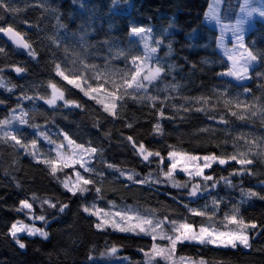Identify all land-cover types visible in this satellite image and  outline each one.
Masks as SVG:
<instances>
[{
    "label": "trees",
    "instance_id": "16d2710c",
    "mask_svg": "<svg viewBox=\"0 0 264 264\" xmlns=\"http://www.w3.org/2000/svg\"><path fill=\"white\" fill-rule=\"evenodd\" d=\"M211 1L76 0L74 3L73 0H48L49 7L45 8L38 4V0H6L18 11L0 9V26L11 25L25 34L38 56L33 60L26 53L12 49L0 34V47L5 49V54H0V68L3 69L0 76L5 81V87H0V101L4 102L0 104V120L18 115L19 105L28 112L26 119L29 123L17 125L14 129L23 133L26 140L30 141L44 132L61 142V133L66 132L77 143L86 146L91 143V146L102 149L95 156L92 167L95 172L86 176L96 180L95 186L102 189L103 199L96 198L94 190L83 197H73L49 174L45 165L37 164L23 150L13 148L10 143L0 142V264H143L144 256L139 249L150 248L151 238L111 229L98 231L93 226L96 218L84 213L81 208L82 204L93 202L105 210L111 208L116 211L127 207L142 215L187 220L199 226L205 218L192 216L184 205L198 209L207 205V211L211 213V201L215 197L223 201L213 217L218 228L223 230L225 213L231 214L233 205H239L240 215L246 221L255 222L258 228L264 229V200L253 198L247 203H240L244 199L242 189L264 195L261 183L264 175L256 174L254 168L256 164L264 165V156L250 155L249 158L254 160L249 166L253 174L231 176L235 187L221 181L215 189L209 187L208 191L202 190L196 197H190L188 191L191 185L200 179L191 181L188 188L172 187L160 175V168L166 171L167 164L158 167L159 158L156 157L150 158L151 163L143 162L140 156L133 154V148L125 139L132 136L137 144L143 142L148 149L160 151L162 156L170 150V145L199 155H230L235 151L248 152L250 148L254 153L264 152V117L259 112L250 116L243 106L238 109L235 103L231 106L223 103L225 99L235 101L238 97L250 108L253 105L257 109L264 107V76L257 75L264 73V56L252 70L248 83L240 85L217 75L230 66L218 50L220 34L205 23ZM244 1L225 0L221 10L222 22L236 23ZM136 2H139L141 17L133 13ZM58 19L65 25L64 28H57ZM29 24L32 25L31 32H23ZM133 26L150 28L153 39L163 41L157 56L161 58L165 72L149 89L150 94L160 99L155 107L129 101L121 116L113 118L104 113L100 105L57 77L54 64L61 63L63 67L67 60V67L70 68L72 59L78 53H86L89 64L103 69L107 60L113 68L123 69L126 62L122 57L112 59L117 51L132 55L143 51L138 38L130 34ZM247 44L255 53L264 54V22L256 24ZM13 65L24 67L26 71L18 75L11 67ZM169 65L174 67L169 69ZM50 81L65 90L67 99L77 101L83 107H65L63 102L51 107L41 99L22 98L24 95L49 96ZM171 84H178L179 88L172 90L166 87ZM12 85H15L12 91H7L6 88ZM244 88L251 91L245 93ZM197 98H201V102H197ZM203 100H208V103H203ZM161 103L165 105L166 116L173 119H160L164 134L156 135L153 126L157 122V109ZM185 108L190 110L185 111ZM197 108L204 110L196 111ZM233 111L244 115L245 119L232 116ZM221 117L228 123H220ZM128 123L133 126L127 127ZM108 164L126 173H138L136 179H144L151 173V179L145 184H134L120 176L118 171L109 169ZM233 170L213 168L209 174L219 180L220 177H229ZM98 173H103V176ZM65 175L74 178V169L66 168L58 173L60 179ZM175 178L180 182L189 180L182 173ZM156 179L162 182L153 183ZM33 194L38 197L33 205L35 214L45 215L46 224L29 220L24 212L15 211L21 199L31 201ZM43 199L59 203L55 209L47 205L41 207ZM109 201H113L116 207L112 208ZM62 203L68 204L64 213L59 212ZM17 220L45 228L49 238L22 236L20 239L26 248L20 249L7 234L11 223ZM249 235L254 237L249 250L240 246L223 249L184 243L177 246L176 255L193 260L202 258L206 264H264V230H260L258 235L256 230H250ZM112 246L118 247L115 256L107 254ZM156 264H164V261L158 259Z\"/></svg>",
    "mask_w": 264,
    "mask_h": 264
},
{
    "label": "snow or ice",
    "instance_id": "6c2138e0",
    "mask_svg": "<svg viewBox=\"0 0 264 264\" xmlns=\"http://www.w3.org/2000/svg\"><path fill=\"white\" fill-rule=\"evenodd\" d=\"M75 3L76 0H73ZM38 4L48 8V0H38ZM247 0L245 5H241V11H246L248 16H251L252 12L257 9H247ZM220 6V0H213V3L209 5V13L207 16L209 19L216 20L219 24L221 17L218 15V9ZM0 9L4 11L16 12L18 9L12 8L6 3V0H0ZM259 15L264 17V11H260ZM27 23V22H25ZM243 20H238L235 25L221 24V36L218 46L224 48V55L230 62V67L227 70L217 73L220 76L232 77L237 81H244L250 79V69L259 62L264 54L255 53L250 47L245 44V38L243 35ZM32 25L29 24V27ZM65 25L57 22V28H64ZM230 31L234 38V42L231 48L224 45V33ZM0 34L7 37L8 40L15 46L16 49L23 50L28 57L35 60L38 53L32 47V43L22 32L16 30L13 26H0ZM130 34L138 36L143 42V51L140 54L132 55L126 54L123 51H117L116 55L112 59L123 58L126 62L125 68L118 69L113 68L108 61H105L103 69L95 64H89L86 60V53L77 54L75 59L71 61V67H67V60L65 66L62 67L61 63L54 64V71L57 77H60L63 81H66L67 85H71L73 88L78 89L85 97L100 105L104 113H107L113 118H119L122 112L127 108L129 101L133 103H145L151 107L156 106V102L160 99L157 95L149 93L151 86H154V82L162 78V74L165 72L164 66L161 62V58L157 56L158 48L163 43L162 40H154L152 37V29L133 26L130 29ZM55 42V41H54ZM155 45V46H153ZM169 52H171V45ZM67 51V49H65ZM0 54H5V49L0 47ZM207 63V61H205ZM13 70L19 75L26 71L24 67L13 65ZM174 65H169V69ZM0 72L3 69L0 68ZM67 73V74H66ZM258 76H264V73H257ZM0 87H5V81L0 76ZM15 85L6 88L7 91H12ZM166 87H170L172 90L179 88L178 84H171ZM48 88L51 89L50 95L47 97H29L24 95L22 98L27 100L41 99L47 105L55 107L58 101H63L64 106L82 108L83 105L74 100H69L65 96V90L57 85V83L50 81ZM245 93L250 92L249 88H244ZM167 99V97H165ZM197 102H201V98H197ZM203 103L207 104L208 100H203ZM4 103L0 101V104ZM225 106H231L235 103L239 109L242 106L249 112L250 116H256L259 112L264 117V107L255 108V105L249 107L244 101L239 100L237 97L234 100L225 99L223 101ZM18 115H11L8 118L0 120V142L5 144L10 143L13 148L23 150V152L30 156L37 164H43L49 169V174L57 179V182L73 197L79 195L83 197L85 194L94 190L96 198L103 199L101 195L102 189L96 187V180L91 176L82 174L79 170H74L73 176L65 175L63 179H60L58 173L63 172L66 168L75 169L79 166V169L83 170V173H93L95 169L90 167L91 160L94 156L100 154L102 149L85 144L77 143L72 139L68 133L62 132L63 141L57 142L53 140L47 133L41 132L39 135L43 137L48 144L53 145L51 149L55 153V156H49L47 153H42L38 140L32 139L30 141L24 138L23 133L13 129V124L27 125L29 123L26 117V112L21 106ZM165 105L161 103L160 108L157 109V122L153 126V133L156 135H163L164 130L160 119H173V117L166 116L164 111ZM185 111L190 109L185 108ZM196 111H203V108H197ZM15 112V110H13ZM232 116L238 117L240 120H244L245 116L233 111ZM214 119V117H209ZM220 123L227 124L228 121L224 118H220ZM132 123H128L127 127H132ZM202 131H208V129H202ZM130 146L133 148V154L142 158L143 162L151 163L150 158L156 157L159 165L164 164L165 159L169 161L167 170L160 168V175L164 177V181L170 183L175 188H188L189 183L200 178V181L193 183L188 195L190 197H196L198 193L208 191L209 187L215 189L217 184L223 181L229 187H235L233 185L231 176H243L252 175V170L249 167L253 165V158L251 156L261 155L264 156V152L254 153L250 148L248 152L235 151L230 155H218L216 153H209L204 155L192 154L187 151H182L175 146H169L167 157L161 155L160 151H154L148 149L143 142L137 144L132 136L125 138ZM230 162H235L240 167L234 169L229 177H220L217 180L212 174H209V170L214 165L224 166ZM109 169H113L119 172V175L126 177L128 181L134 184H145L151 179V173L144 179H136L138 173L134 171L125 172L115 165L108 164ZM183 172L188 176L189 180L186 182H180L177 180L176 174ZM97 175L103 176V173ZM153 183H161L159 179L152 181ZM209 182H211L209 184ZM264 184V181L261 182ZM17 187H20L17 183ZM241 194L244 199L241 203H246L253 198L264 200V195L251 189L241 190ZM38 197L33 194L31 201L29 199H21L19 201V207L15 209L17 212H24L29 220L42 221L45 224L48 222L45 215H36L34 210V202ZM213 211L209 213L207 211V205L203 209L190 208L187 204L185 208L191 213L192 216H198L205 218L199 226L188 222L187 220L169 219L164 217L163 219L156 218L154 214H140L131 208H124L121 210L112 211L111 208L105 210L99 207L96 203L82 204V211L90 216L96 218L94 227L98 231H106L111 229L114 232L131 233L136 236H149L152 240L150 248L145 250L140 248L139 251L143 253V264H156L157 260L164 261V264H206L202 258L199 260H193L191 257L177 256V246L184 243H196L199 245H212L215 247L232 248L236 249L242 246L244 249L252 247L251 240L254 237L249 235L250 230H256V234H259L260 229L257 223L246 221L243 216L240 215V206L233 205L231 214L225 213L223 217V230L216 226V221L213 217L216 212L219 211L222 200L212 198ZM57 202H52L50 199L41 200V207L47 205L49 208L55 209ZM112 208L116 205L113 201H109ZM68 208L67 203H62L59 206V212L64 213ZM206 221V222H205ZM25 233L27 236L34 237L39 236L45 240L49 237V232L44 228L37 227L35 223L28 224L22 220H17L11 223L8 229V235L15 241L20 249H25L26 244L22 242L19 234ZM166 242V243H160ZM118 252L117 246H112L108 249V253L111 256H115ZM92 259V257H89ZM124 259H127L125 257Z\"/></svg>",
    "mask_w": 264,
    "mask_h": 264
},
{
    "label": "rangeland",
    "instance_id": "374dc122",
    "mask_svg": "<svg viewBox=\"0 0 264 264\" xmlns=\"http://www.w3.org/2000/svg\"><path fill=\"white\" fill-rule=\"evenodd\" d=\"M213 3V0L211 1ZM225 3V0H220V6H219V9H218V15L221 17V10H222V7ZM243 5H245V1L243 3ZM139 2H136L134 3V15L135 16H140V12H139ZM246 8L247 9H257V11H254L252 12L251 16H248L246 14V11H241L240 9V13H239V17L237 19L238 20H243L244 21V24H243V35H244V38H245V44L249 47V45L247 44V39L249 37V35L251 34V31L254 30L256 24L258 22H264V17H261L259 15V12L260 11H264V0H247V5H246ZM210 9L207 11V13H209ZM141 17V16H140ZM236 21V22H237ZM205 23L208 24V26L212 29H214L215 31H217L218 34H220L221 36V24H224V25H235L236 23L234 24H225L222 22V20L220 21V23L218 24L216 22V20H212V19H209L208 16L206 17V20H205ZM24 31H30L31 32V28L28 26L24 27L23 29V32ZM220 36H219V39H220ZM135 38H138L139 40V43L140 45L142 46L143 48V42L140 40V38L138 36H134ZM234 42V38L232 36V33L230 31L228 32H225L224 33V45L225 47H228V48H231L232 47V44ZM219 43V41H218ZM218 50H219V53L221 55L224 56V58L227 60L229 66H230V62L228 61L227 57L224 55V48L223 47H218ZM258 66V63H256L251 69H250V74L252 72V70L254 68H256ZM222 78H225L227 80H233L234 82H236L237 84H245V83H248L251 81V78L250 79H246L244 81H237L235 79H233L232 77H228V76H221ZM251 77V76H250ZM155 83V82H154ZM60 102H63V101H58L57 102V105L60 103ZM49 106V105H48ZM17 125H19L18 123H15L13 124V129L17 127ZM15 130V129H14ZM40 134V133H39ZM37 135L36 138L34 139H37L38 140V146L41 150L42 153H47L49 156H52L54 157L55 156V153L51 151V149L53 148V145H50L47 143V141H45L43 139V137H41L40 135ZM57 141V140H56ZM59 142V141H57ZM164 157L166 158L167 157V153L164 154ZM96 158L95 156L92 158L91 160V163H90V167H93L94 165V162H95ZM169 161L167 159H165L164 161V164H167L168 165ZM164 164H162L164 166ZM239 165H237L235 162H230L229 164L227 165H224V166H219V165H214L213 168H219V169H235V167H238ZM212 168V169H213ZM255 168V173L256 174H259V175H264V165H260V164H256V166L254 167ZM70 169H73V168H70ZM74 170H79L82 172V174L84 175H87L88 173H83V170L82 169H79V166L77 165L76 168ZM210 171V170H209ZM183 174L185 175L183 172H178L177 174ZM176 174V175H177ZM187 176V175H185ZM188 177V176H187ZM196 179H200V178H196ZM264 186V184H263ZM241 203V202H240ZM247 203V202H246ZM38 227V226H37ZM45 229V228H44ZM46 230V229H45ZM20 238L22 236H27L25 233H21L19 234ZM27 237H30V236H27ZM34 237H39V236H34ZM30 238H33V237H30ZM41 238V237H39ZM49 238V237H48ZM43 239V238H42ZM187 243V242H186ZM192 244H196V243H192ZM206 246V245H204ZM208 246H211V247H214V248H217L215 246H212V245H208ZM242 247V246H240ZM219 248H222V247H219ZM238 248V247H237ZM223 249H228V248H223ZM246 250H249V249H246Z\"/></svg>",
    "mask_w": 264,
    "mask_h": 264
},
{
    "label": "water",
    "instance_id": "95a60500",
    "mask_svg": "<svg viewBox=\"0 0 264 264\" xmlns=\"http://www.w3.org/2000/svg\"><path fill=\"white\" fill-rule=\"evenodd\" d=\"M1 38H2V39L4 40V42L7 43L12 49H15V50H17V51H19V52L25 54V52H24L23 50L16 49L15 46L11 43V41L8 40L7 37L4 36L3 34H1Z\"/></svg>",
    "mask_w": 264,
    "mask_h": 264
}]
</instances>
